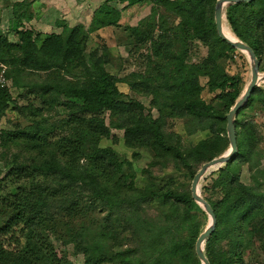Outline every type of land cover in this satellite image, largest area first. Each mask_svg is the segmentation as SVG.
<instances>
[{
    "label": "trees",
    "instance_id": "obj_1",
    "mask_svg": "<svg viewBox=\"0 0 264 264\" xmlns=\"http://www.w3.org/2000/svg\"><path fill=\"white\" fill-rule=\"evenodd\" d=\"M145 1L150 15L127 29L134 47L146 49L145 70L121 77L107 71L106 48L87 51L91 31L64 25L59 34L35 33L22 26L30 3L12 5L17 40L0 33L7 81L0 87V121L14 104L11 88L29 89L39 105L13 108L26 125L0 130V264H72L52 239L71 245L83 264H200L195 243L205 214L189 184L171 179L160 187L153 170L171 168L192 180L228 149L226 115L245 87L228 64L237 56L247 63L216 32L217 0H104L92 26L118 27L123 11ZM224 21L262 59L264 0L229 5ZM194 43L206 48L198 63L190 60ZM120 84L151 97L150 108L124 101ZM257 101L264 105L258 89L235 122L237 154L201 188L216 217L205 245L210 264H264L263 138L254 120L243 117ZM169 120L180 121L186 136L209 137L187 146ZM113 130L123 133L126 148L151 153L142 188L130 162L99 146L115 142ZM244 167L248 183L241 180ZM6 184L18 186L3 195Z\"/></svg>",
    "mask_w": 264,
    "mask_h": 264
},
{
    "label": "rangeland",
    "instance_id": "obj_2",
    "mask_svg": "<svg viewBox=\"0 0 264 264\" xmlns=\"http://www.w3.org/2000/svg\"><path fill=\"white\" fill-rule=\"evenodd\" d=\"M12 1L13 0H0V33L7 35L10 41L14 42L15 31L8 29V27L11 25V21L14 22V17L11 11ZM26 1L32 5L36 0ZM39 1H41V3L38 4L40 5L39 7L36 5V11L33 10V7L32 9L29 7L28 11H26V15L29 14L31 17L28 20H24L22 22V26L25 29L41 34H59L62 31L61 27L64 25L70 28L79 26L83 28L85 32L91 31L87 42L88 52L101 47H104L108 50L111 62L106 67V69L109 73L121 77L126 76L131 72H143L145 70L146 60L144 57L147 54L146 49L138 50L136 47H134L133 39L127 29L140 25L146 18H148L152 7L149 1H145L123 11L118 27H107L99 30L93 28L92 19L95 15V11L100 6H102L104 0ZM117 7L121 8L122 6L117 5ZM224 23L225 21L223 22L224 33L227 36L236 39L231 33H229ZM205 56L206 48L198 43H194L190 53L191 62L198 63ZM242 56L244 55L242 54ZM244 59L247 63L246 66H243L241 58L237 56L234 62H230L228 64V71L230 74H239L246 86L250 80V68L246 56H244ZM259 61V73L260 75H264V56ZM33 80L37 79L35 78ZM205 83L206 79L201 78L200 84L205 85ZM8 85L10 86V83ZM120 88L124 92V97L122 98L124 101L135 100L141 102L147 109L150 108L149 104L151 97L145 98L140 95L129 93L127 87L123 84H120ZM257 89L264 95L263 81L260 82L259 80ZM203 96H207L206 92L203 93ZM11 97L14 104L11 105L10 109L5 114V117L0 121V130L2 131H12L17 127L25 126L27 123L23 119H20L17 114H15V112L11 111L13 108L26 106L30 102L36 106L39 105L38 102L34 101L33 95L29 94V89L27 88H11ZM60 112L63 113L62 110H60ZM150 112L154 118L158 117V113L155 109H151ZM243 117L246 119H253L256 123L257 129L263 138L262 143L260 144V150L264 153V105L260 101L255 102L250 110L243 113ZM106 123H108L107 117ZM167 127L173 132L182 134L183 141L187 146H193L199 139H205L209 137L207 132L197 133L190 137L184 135L183 127L180 121L169 120ZM112 136L115 138V142L104 139L100 142L99 146L101 148H112L121 160L125 159L130 162L132 170L135 173V185L139 188H142L146 181L143 171L148 167V164L151 161V153L145 149L132 150L126 148L122 138L123 133L121 131L113 130ZM153 174L157 176V184L160 187L165 185L171 179L174 180L176 184H189L191 186L192 180L190 177L184 174L176 173L171 168L163 171L154 169ZM241 180L244 183L249 182V174L246 167H244L241 171ZM21 185L22 183L19 186ZM17 186L18 185L6 184L3 195L7 194L8 192H12L17 188ZM200 210L202 211L201 208ZM204 214L205 218L203 221L202 231L207 227L209 222L207 214ZM52 243L56 253L59 256H66L72 264H83L82 255L75 253L71 245L65 246L61 242L54 239H52ZM252 261L249 260L248 264H256L259 262L258 260Z\"/></svg>",
    "mask_w": 264,
    "mask_h": 264
},
{
    "label": "water",
    "instance_id": "obj_3",
    "mask_svg": "<svg viewBox=\"0 0 264 264\" xmlns=\"http://www.w3.org/2000/svg\"><path fill=\"white\" fill-rule=\"evenodd\" d=\"M252 1L253 0H217L214 6V23L216 32L223 42L228 44L234 50L246 56L250 68V80L245 86V89L243 90L241 95L235 101L233 107L226 115L225 131L226 138L229 143L228 149L222 155L212 159L207 163H204L194 175L191 182L190 193L192 196V200L198 207L202 209L204 213L207 214L208 220L210 221L207 227L199 234L195 243V254L200 264H210L205 255V245L214 232L216 225L215 214L211 206L201 195V185L208 176L224 167L237 154L238 148L235 122L240 110L245 107L252 93L258 88L260 75V62L253 50L237 37V39L235 40H229L228 38H226L223 34V22L226 19V8L229 5L250 3Z\"/></svg>",
    "mask_w": 264,
    "mask_h": 264
},
{
    "label": "crops",
    "instance_id": "obj_4",
    "mask_svg": "<svg viewBox=\"0 0 264 264\" xmlns=\"http://www.w3.org/2000/svg\"><path fill=\"white\" fill-rule=\"evenodd\" d=\"M23 1H26V0H13L12 1V4H11V8H12V5L14 4V3H20V2H23ZM27 2V1H26ZM28 3V2H27ZM39 3H41V1H39V0H36L32 5H30V7H31V9H32V7L34 8L33 10H37V8H36V5H38ZM40 5H38V7H39ZM12 11V10H11ZM32 11V10H31ZM8 29L9 30H13V31H15V29H16V27H15V25H14V22L13 21H11V25H10V27H8ZM9 39V38H8ZM17 40V37H16V34H15V41ZM9 41H10V39H9ZM14 41V42H15ZM11 42V41H10Z\"/></svg>",
    "mask_w": 264,
    "mask_h": 264
},
{
    "label": "built area",
    "instance_id": "obj_5",
    "mask_svg": "<svg viewBox=\"0 0 264 264\" xmlns=\"http://www.w3.org/2000/svg\"><path fill=\"white\" fill-rule=\"evenodd\" d=\"M5 71H6V67L0 65V87L2 88L7 86V81L5 79Z\"/></svg>",
    "mask_w": 264,
    "mask_h": 264
},
{
    "label": "bare ground",
    "instance_id": "obj_6",
    "mask_svg": "<svg viewBox=\"0 0 264 264\" xmlns=\"http://www.w3.org/2000/svg\"><path fill=\"white\" fill-rule=\"evenodd\" d=\"M223 34H224V35H225V37H226V38H228L229 40H235V39H233V38H231V37L227 36V35L224 33V31H223ZM259 77H260V75H259ZM209 223H210V221H209Z\"/></svg>",
    "mask_w": 264,
    "mask_h": 264
}]
</instances>
